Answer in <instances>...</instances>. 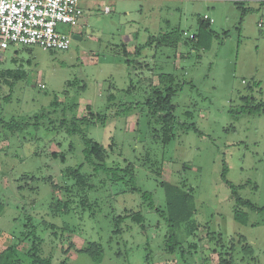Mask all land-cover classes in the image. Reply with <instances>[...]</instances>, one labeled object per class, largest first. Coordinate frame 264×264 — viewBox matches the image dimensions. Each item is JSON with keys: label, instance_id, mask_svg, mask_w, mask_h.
Here are the masks:
<instances>
[{"label": "rangeland", "instance_id": "obj_1", "mask_svg": "<svg viewBox=\"0 0 264 264\" xmlns=\"http://www.w3.org/2000/svg\"><path fill=\"white\" fill-rule=\"evenodd\" d=\"M79 7L77 27H58L80 37L67 49L0 52V74L25 71L12 86L0 80V249L12 245L10 258L30 264V216L39 253L52 264H264V210L238 205L222 178L225 168L239 197L264 206V112H247L264 102V0H79ZM172 31L175 42L163 36ZM161 73L178 84L167 142L146 106ZM86 105L104 121L81 131L103 145L117 181L84 160L81 132L59 128L64 106L79 118ZM36 113L44 115L34 123ZM11 120L19 128H5ZM82 163L92 187L78 188L67 174ZM129 164L138 190L122 174ZM161 181L194 197L197 228L175 227L183 245L172 252ZM93 241L103 249L99 261L80 252Z\"/></svg>", "mask_w": 264, "mask_h": 264}, {"label": "trees", "instance_id": "obj_2", "mask_svg": "<svg viewBox=\"0 0 264 264\" xmlns=\"http://www.w3.org/2000/svg\"><path fill=\"white\" fill-rule=\"evenodd\" d=\"M203 22L206 23V25H209L210 22L203 19ZM183 33V32H182ZM164 37L167 38L169 42H175L177 40V33L172 31L170 34L164 33ZM196 35H194L193 38L188 39H195ZM206 39V37H205ZM26 50H30L29 46H22ZM137 50V49H136ZM138 52V51H137ZM139 53V52H138ZM29 61V60H28ZM25 75V71L22 69L16 70L15 72L12 71V69H5L3 72H1L0 80L3 79V83H7L10 86H12L18 79H22ZM158 81L160 82V85H152V89L148 92L147 98H146V106L148 108V111L152 114L153 117L156 118L158 122L162 125L163 130V141L167 142L172 137V129H173V122L175 121L173 110L174 105L172 104V98L176 94L178 89V84L175 82V75L171 73H161L158 76ZM69 85L72 83L68 82ZM113 94H109L108 98H112ZM54 103V102H53ZM56 104V103H54ZM76 107V103L70 104L69 111L70 113L72 110ZM64 112H62L63 117L61 119L57 118V122L59 125V128L65 130L67 133H77L81 132V138L84 143L83 148V154H84V160L89 163L93 164V170L94 171H107L110 174H112V178H114L116 181L118 179H121V175H118L117 169L108 168L105 166V149L103 145L100 143L94 141L92 138H89L86 134H84L81 131L82 125H90V124H102L104 119L101 117V115L94 113L91 111L89 105H86V112L81 117H75L74 114H67L65 113L67 110H65L64 106ZM248 114H254L259 112H264V102H259L255 106H251L247 109ZM44 113H36V116H33L36 120L34 123L37 122V120L42 117ZM29 117V120H32ZM21 124L17 123L14 120L8 121L4 123L5 128L12 130L15 128H19ZM53 157L64 158L65 155L63 153H57L53 152L51 154ZM83 166V163L77 166L76 168H69L67 169V174L71 178L74 179V183L78 188H88L92 187L90 185V179L91 175L84 174L80 171L81 167ZM123 176L129 177V182L132 185V190H138L135 182H134V171L132 166L129 164L125 168L121 169ZM226 169L224 168V173L222 175V178L225 182V184L231 189V197L235 199L236 203L238 205L248 207L251 210L260 212L264 210L263 207H257L253 203H251L249 200L242 199L238 196L237 191L235 187L226 180L225 176ZM160 185L162 186L164 190V196H165V207H166V220L170 226V230L168 232L167 237V245L168 247H165L166 251L172 252L176 247L182 246L183 243L178 242L174 229L175 227L179 226L180 224L185 223V228L188 234H192L194 230L197 228V224L195 223L193 219V215L195 212V205H194V197L191 194V191L185 190L179 186L173 185L169 182L161 181ZM143 197L145 199H149V205L151 207H154L150 194L149 193H143ZM82 205H86L87 199L85 198L82 200ZM4 210V205L2 202H0V216L2 215ZM158 210V209H157ZM163 212V211H162ZM132 219L134 221H137L138 223L143 222V215L141 212H134L131 213ZM164 214V215H165ZM233 217L235 219H241V213L238 211H235L233 213ZM114 221L118 224L121 221L120 216H117L114 218ZM25 237L31 239L30 246L27 250L28 257L30 259V264H52L50 257H43L40 255L41 250V239L36 233V228L32 223V219L30 216L26 217V223H25ZM116 231H119L116 230ZM166 246V245H165ZM189 247H194V244H189ZM13 250L12 246H7L0 250V264H23V261L18 258H10L8 255ZM80 252L86 253L91 259L94 261H99L102 257L103 249L98 242H88L82 249H80ZM184 252V251H183ZM182 252V253H183ZM244 252L251 253L252 248L250 246H246L244 248ZM206 262V261H204ZM230 261H226V259H221L219 263L217 264H228ZM207 264H211L210 262H206ZM205 264V263H202Z\"/></svg>", "mask_w": 264, "mask_h": 264}, {"label": "built area", "instance_id": "obj_3", "mask_svg": "<svg viewBox=\"0 0 264 264\" xmlns=\"http://www.w3.org/2000/svg\"><path fill=\"white\" fill-rule=\"evenodd\" d=\"M82 17L79 0H0V52L11 45L67 49L72 37L58 27H77ZM203 19L212 22L206 14Z\"/></svg>", "mask_w": 264, "mask_h": 264}, {"label": "water", "instance_id": "obj_4", "mask_svg": "<svg viewBox=\"0 0 264 264\" xmlns=\"http://www.w3.org/2000/svg\"><path fill=\"white\" fill-rule=\"evenodd\" d=\"M72 37L75 38V39H79V38H80V37H79L78 35H76V34H74Z\"/></svg>", "mask_w": 264, "mask_h": 264}, {"label": "crops", "instance_id": "obj_5", "mask_svg": "<svg viewBox=\"0 0 264 264\" xmlns=\"http://www.w3.org/2000/svg\"><path fill=\"white\" fill-rule=\"evenodd\" d=\"M10 246H12V245H10ZM6 247H7V246H6ZM3 248H5V247H3ZM3 248H2V249H3ZM2 249H0V250H2Z\"/></svg>", "mask_w": 264, "mask_h": 264}]
</instances>
